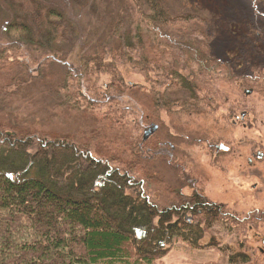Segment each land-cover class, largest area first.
<instances>
[{
    "label": "rangeland",
    "instance_id": "obj_1",
    "mask_svg": "<svg viewBox=\"0 0 264 264\" xmlns=\"http://www.w3.org/2000/svg\"><path fill=\"white\" fill-rule=\"evenodd\" d=\"M43 1L61 10L67 22L65 43L52 50L12 47L2 29L11 12L0 0V50L5 48L7 55L5 64L0 61L3 134L15 137L11 129L20 127L53 137L83 138L94 158L115 156L114 161L130 156L133 142H142L146 169L184 194L191 195L192 186L209 202L239 216L253 210L263 213L241 230L229 225L232 233L206 231L198 247L177 239L154 264H226L225 246L232 253L244 251L254 264H264V0L258 1V10L250 0H166L173 15L195 8L208 18L212 55L232 68L233 74L213 69L208 85L198 83L200 98L208 99L194 108L181 106L185 96L179 81L166 77L159 87L115 51L117 26L124 32L143 26L129 0ZM143 40L144 54L150 58L153 42ZM175 55L184 63L176 68L190 76L185 56ZM109 62L125 86L122 96L112 89L113 74L101 69ZM164 89L173 94L156 102V93ZM248 90L251 93L245 94ZM63 94H71L73 102L67 105ZM118 106L129 108L123 118H116ZM150 124L157 128L143 140ZM155 149L160 156L151 154ZM149 194L169 203V193L156 185Z\"/></svg>",
    "mask_w": 264,
    "mask_h": 264
},
{
    "label": "trees",
    "instance_id": "obj_2",
    "mask_svg": "<svg viewBox=\"0 0 264 264\" xmlns=\"http://www.w3.org/2000/svg\"><path fill=\"white\" fill-rule=\"evenodd\" d=\"M2 1L11 12L2 29L12 47L20 44L52 50L65 43L67 22L61 10L43 0ZM129 1L143 26L134 32H124L117 26L115 51L159 87L166 77L179 81L178 89L185 96L182 107L194 108L200 101H207L206 96L200 98L198 83L208 85L215 75L213 69L233 74L227 63L212 55V25L197 9L173 15L166 0ZM250 1L258 10L260 0ZM144 37L153 42L150 58L144 54ZM175 52L189 62L190 76L176 68L184 63ZM6 57L2 48V64ZM107 64L103 63L101 69L113 74L112 89L122 96V79L112 63ZM68 69L67 75L73 77ZM164 90L156 93V102L173 94ZM70 95L63 94L67 105L73 102ZM114 111L116 118H123L129 108L118 106ZM2 124L0 264H154L177 239L198 247L206 231L228 234L232 233L228 232L229 225L241 230L247 222L263 217L256 210L239 216L223 204L209 202L192 186L191 195L184 194L154 174L155 170L146 169L143 152L147 148L142 142L129 145L130 156L116 161L115 156L96 159L87 139L53 137L40 129L20 127L11 129L15 137H7ZM153 152L154 157L160 156L156 149ZM155 185L169 193L168 204L151 197L149 188ZM223 250L226 264H254L244 251L232 253L227 246Z\"/></svg>",
    "mask_w": 264,
    "mask_h": 264
},
{
    "label": "water",
    "instance_id": "obj_3",
    "mask_svg": "<svg viewBox=\"0 0 264 264\" xmlns=\"http://www.w3.org/2000/svg\"><path fill=\"white\" fill-rule=\"evenodd\" d=\"M251 93V91L250 90H248V91H245V94H250ZM157 128V126L156 125H154V124H151V125H149L148 127H146L145 129H144V132H143V140H145L146 138H148V136L155 130ZM217 148L218 149H223V150H227V147H225V146H223V145H219V146H217Z\"/></svg>",
    "mask_w": 264,
    "mask_h": 264
},
{
    "label": "flooded vegetation",
    "instance_id": "obj_4",
    "mask_svg": "<svg viewBox=\"0 0 264 264\" xmlns=\"http://www.w3.org/2000/svg\"><path fill=\"white\" fill-rule=\"evenodd\" d=\"M245 116H243V118H244ZM151 125V124H150ZM263 242V244H264V240L262 241ZM260 251L262 252L263 250L262 249H260Z\"/></svg>",
    "mask_w": 264,
    "mask_h": 264
}]
</instances>
